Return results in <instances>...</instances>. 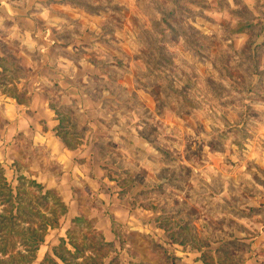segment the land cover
<instances>
[{"label": "rangeland", "instance_id": "obj_1", "mask_svg": "<svg viewBox=\"0 0 264 264\" xmlns=\"http://www.w3.org/2000/svg\"><path fill=\"white\" fill-rule=\"evenodd\" d=\"M51 1L69 9L57 7L45 16L47 20L38 22L42 31L37 40L40 46L45 44L43 52L40 46V51H26L35 59V76L52 82L50 102L61 112L68 139L90 143L102 138L96 161L109 177L121 218H128L115 221L105 210L99 193L107 184H101L97 193L80 180L76 185L80 210L90 221L76 229L77 241L83 244L86 232L88 246L101 241L91 233L90 223L109 243L102 249L111 252L105 263L115 257L114 264H221L223 259L224 264H245L259 256L262 264L264 206L255 197V186L257 181L264 183V174L242 159L246 136L244 128L233 122L239 118L240 93L247 90L253 66L250 44L264 30V16L255 7L264 4ZM257 16V25L250 27ZM10 24L5 21V26ZM0 45L6 68L3 74L0 71V90L21 92V76L34 68L21 63L14 45L1 39ZM57 76L63 81L69 77L72 87L91 98H63L65 90L55 87ZM22 98L26 100L27 94ZM80 103L87 105L84 112ZM1 125L0 119V162L16 184L25 164L15 166L7 160L8 153L17 142L23 151L29 152L31 146L27 137L23 141ZM28 191L33 193L34 188ZM189 220V229L181 230L179 226ZM226 233L243 244L219 249L223 242L212 240ZM61 236L65 237V225L50 230L33 264L52 254Z\"/></svg>", "mask_w": 264, "mask_h": 264}, {"label": "crops", "instance_id": "obj_2", "mask_svg": "<svg viewBox=\"0 0 264 264\" xmlns=\"http://www.w3.org/2000/svg\"><path fill=\"white\" fill-rule=\"evenodd\" d=\"M261 1V2H260ZM233 2L238 5L237 0ZM264 4V0H255V3ZM0 39L6 45L16 48L20 52L21 63L34 68L35 59L31 53L37 49L45 47L40 46L39 38L41 28L38 22L52 14L57 7L67 11L68 5H57L50 0H1L0 2ZM248 4V0H243V4ZM255 4V5H256ZM260 16H264V6L255 7ZM37 16L40 17L37 19ZM46 16V17H45ZM262 18V17H261ZM5 21L11 24L5 26ZM258 23V16L255 17L254 24ZM46 30V29H44ZM48 30V29H47ZM14 39V44L12 43ZM241 41V40H240ZM57 42V41H56ZM55 44V41H51ZM58 43H60L58 41ZM51 44H48L50 46ZM1 46V45H0ZM40 46V48H39ZM42 52L44 49L41 50ZM249 52L255 55L256 69L249 73V87L240 93L239 118L233 124L244 128L245 138H243V156L242 159L247 162H253L256 171L264 174V30L250 44ZM17 53V52H16ZM5 52L0 49V58H3ZM250 54V53H249ZM43 56L38 60L43 62ZM76 70V69H75ZM1 71V67H0ZM65 76L64 79H66ZM72 78V76L70 77ZM19 90L22 87L27 91L28 98L24 103H19L9 92L4 93L0 90V119L1 128L13 130L14 135L28 138L31 150L23 151L19 142L8 153L7 160L12 163L23 162L27 165L25 173L30 175L46 189L56 190L63 202L68 207V212L63 216V223L66 230L71 226L72 220L81 215V203L77 193V184L80 180H86L94 192H99L98 187L101 184H107V189L99 193V197L105 204V210L110 213L115 221L126 222L128 218H121V209L114 202L113 191L109 190V177L101 167V161H96V152L100 151L98 144L102 138L97 141H85L76 148L70 149L64 141L57 135L56 126L59 124L58 116L54 109L50 107V93L48 83H52L50 78L43 75L35 76V68L27 76H24ZM55 84H58L65 90L63 98L75 99L77 97L91 98L89 93L72 87L69 77L63 81L56 77ZM87 105L79 104L80 112H84ZM232 123V122H229ZM234 125V126H235ZM89 151V152H88ZM101 153V152H100ZM94 163V164H93ZM242 169H245L243 165ZM102 170V171H101ZM250 175L252 173H249ZM248 174V178L250 175ZM257 174V173H254ZM256 190L259 203L264 206V183L257 181ZM90 216H92L90 214ZM109 216V215H108ZM106 218V217H100ZM99 223V222H98ZM63 237V236H61ZM245 264H259L255 257H251Z\"/></svg>", "mask_w": 264, "mask_h": 264}, {"label": "trees", "instance_id": "obj_3", "mask_svg": "<svg viewBox=\"0 0 264 264\" xmlns=\"http://www.w3.org/2000/svg\"><path fill=\"white\" fill-rule=\"evenodd\" d=\"M256 25L257 24L254 23L249 24L250 27ZM249 53L248 58L253 64L250 72H254L257 60L254 54L251 52ZM4 60V57L0 58L1 73L6 71ZM18 70L22 71L21 67H18ZM158 76L161 78L165 77L160 72ZM23 77L22 75L21 79ZM55 87L58 92H63L58 84H55ZM248 87L249 83L247 84V89ZM10 94L16 98L19 103H24L25 100L22 97L25 96L27 92L25 88H23L21 92H10ZM50 107L55 110L59 119V124L56 126L57 135L64 141L67 147L70 149L76 148L81 141L73 143L72 140L68 139L69 132L64 130L63 119L60 117L61 112L53 102H50ZM98 147L102 153L101 143L98 144ZM16 164H18V162L15 161L14 165L16 166ZM25 167H27L26 164ZM17 172L19 173L20 170L17 169ZM32 188H34L33 193H38V195H34L33 198L29 196L26 197L24 191H26L25 194H33L31 193ZM28 189L31 192H29ZM67 212L68 207L56 190L46 189L42 184L38 183L32 177H27L24 173H19V175H17L16 184H14L9 181L7 170L0 162V264H33L37 260L38 252L41 245L45 242L47 234L50 230L60 228L61 218ZM86 220L90 221L89 218L82 215V212L79 217L73 219L71 226L66 230L65 237H60L59 244L52 248V254H46L40 264L116 263L114 262L115 257L105 263L111 256V252L108 250L103 253L102 249L104 248L105 251V248L109 247V243L104 240L103 233L94 229L90 223L87 225L92 230L91 233L94 232L95 235L101 236V241L93 246H88L85 242V240L88 241L86 239L89 235L87 232L83 235V244L77 241L78 238L75 236L76 229L83 223H86ZM190 222V220L187 221L186 224L182 225L183 227L179 226V228H181V230L189 229L188 226H190ZM112 223L114 224L113 220ZM191 229H193V227H191ZM225 237L233 238L234 235L226 233L223 234V236H216L212 242H223L218 247L219 249H223L222 245L226 248L230 244L237 246L243 244H241L238 238H233L228 242L225 240ZM186 242L192 243L193 240H187ZM206 245L209 246V244ZM197 249L199 250L198 247ZM258 258L259 256H257V260ZM203 261L208 263L205 259H203ZM224 263L225 260L223 259L221 264ZM261 263L263 264L264 262Z\"/></svg>", "mask_w": 264, "mask_h": 264}, {"label": "built area", "instance_id": "obj_4", "mask_svg": "<svg viewBox=\"0 0 264 264\" xmlns=\"http://www.w3.org/2000/svg\"><path fill=\"white\" fill-rule=\"evenodd\" d=\"M0 2H1V0H0ZM1 4V3H0Z\"/></svg>", "mask_w": 264, "mask_h": 264}]
</instances>
